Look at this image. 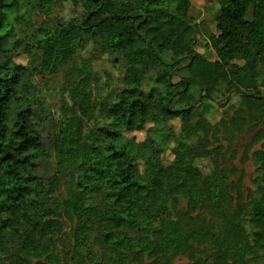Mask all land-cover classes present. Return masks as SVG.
Wrapping results in <instances>:
<instances>
[{
  "label": "trees",
  "instance_id": "16d2710c",
  "mask_svg": "<svg viewBox=\"0 0 264 264\" xmlns=\"http://www.w3.org/2000/svg\"><path fill=\"white\" fill-rule=\"evenodd\" d=\"M216 4L213 59L192 0H0V264H264V0ZM60 74L54 108L37 76ZM217 93L257 130L248 199L198 165Z\"/></svg>",
  "mask_w": 264,
  "mask_h": 264
},
{
  "label": "rangeland",
  "instance_id": "374dc122",
  "mask_svg": "<svg viewBox=\"0 0 264 264\" xmlns=\"http://www.w3.org/2000/svg\"><path fill=\"white\" fill-rule=\"evenodd\" d=\"M193 14L195 16L196 39L195 48L198 52L207 55L210 58L216 59L215 52L209 47V38L216 33L215 23L213 22V13L217 10L216 0H192ZM72 13V8L68 5L59 3L55 8V14L59 16H69ZM44 19L43 16L38 15L35 21L39 24ZM41 53L35 54L34 63L40 62ZM27 59V58H26ZM24 60V59H23ZM25 61V60H24ZM108 58H101L95 61V68L99 70L100 77L105 78V71L111 70ZM38 82L42 87V98L46 103L57 106L61 100L59 90L63 86L64 75H51L46 78L37 76ZM147 92L157 93L159 88L155 89L152 83L144 85ZM237 104V98L226 100L222 93H217L212 102H208L204 107L205 115L212 124L219 128L218 142L213 148L220 147L218 155H214L212 160H201L198 165L209 173L214 166V163H219V166L227 174L228 181L235 183L243 192L246 199L251 193L257 190L256 180L260 176L257 171V166L253 159V153L259 148L260 144L255 142V135L257 133L256 127L253 124H248L236 130L232 120L238 119L236 109L233 107ZM177 132L180 131L181 121L176 118L172 121ZM49 130V128H48ZM129 137L134 136L138 142L143 141L146 132L139 131L135 133H128ZM173 156L169 151L164 156L165 163H169ZM233 195L237 197L234 192ZM204 212V210L202 211ZM208 215H211L208 212ZM189 262L187 256L179 257L174 264H187Z\"/></svg>",
  "mask_w": 264,
  "mask_h": 264
}]
</instances>
